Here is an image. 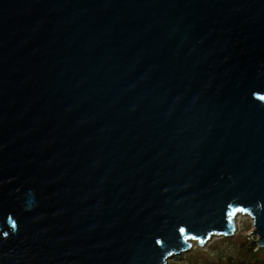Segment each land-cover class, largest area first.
<instances>
[{
    "label": "water",
    "instance_id": "water-1",
    "mask_svg": "<svg viewBox=\"0 0 264 264\" xmlns=\"http://www.w3.org/2000/svg\"><path fill=\"white\" fill-rule=\"evenodd\" d=\"M248 214L264 247V0H0V264H167Z\"/></svg>",
    "mask_w": 264,
    "mask_h": 264
},
{
    "label": "rangeland",
    "instance_id": "rangeland-1",
    "mask_svg": "<svg viewBox=\"0 0 264 264\" xmlns=\"http://www.w3.org/2000/svg\"><path fill=\"white\" fill-rule=\"evenodd\" d=\"M235 231L232 235L213 234L203 244L191 240L192 245L184 252L171 256L167 264H222L231 261L244 263L251 261L250 242L257 239L254 235L253 220L246 213L235 218ZM259 254L254 264H264V247L258 248ZM252 263V264H253Z\"/></svg>",
    "mask_w": 264,
    "mask_h": 264
},
{
    "label": "trees",
    "instance_id": "trees-1",
    "mask_svg": "<svg viewBox=\"0 0 264 264\" xmlns=\"http://www.w3.org/2000/svg\"><path fill=\"white\" fill-rule=\"evenodd\" d=\"M249 248L251 250L250 251L251 252V261L248 260L247 262H244V263H242V262L238 263L237 261L236 262L231 261V263H230V261L229 262L224 261V262H222V264H252L253 262H255L254 260L257 258V255L259 254L258 252L260 249H258V244L255 241L250 242Z\"/></svg>",
    "mask_w": 264,
    "mask_h": 264
}]
</instances>
